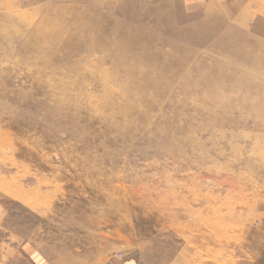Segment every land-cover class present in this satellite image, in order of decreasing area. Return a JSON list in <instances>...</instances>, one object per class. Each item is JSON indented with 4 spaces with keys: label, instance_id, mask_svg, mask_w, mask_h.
Masks as SVG:
<instances>
[{
    "label": "rangeland",
    "instance_id": "obj_1",
    "mask_svg": "<svg viewBox=\"0 0 264 264\" xmlns=\"http://www.w3.org/2000/svg\"><path fill=\"white\" fill-rule=\"evenodd\" d=\"M83 1L73 0L84 9L73 32L53 37L56 20L39 25L53 0H0V264H264V103L245 86L246 101L226 102L240 90L234 77L220 101L200 106L190 97L180 138L157 145L160 110L136 95V82L113 83L136 60L117 49L90 52L95 45L74 37L89 36L92 8L94 26L113 39L124 27L152 47L132 59L187 73L207 51L208 66L223 63L222 47L235 39L225 22L249 0ZM204 16L216 30L197 47L189 40L201 42ZM245 31L264 37L255 4ZM216 106L228 111L199 115ZM183 155L193 158L179 162ZM200 210L229 226L201 243Z\"/></svg>",
    "mask_w": 264,
    "mask_h": 264
},
{
    "label": "bare ground",
    "instance_id": "obj_2",
    "mask_svg": "<svg viewBox=\"0 0 264 264\" xmlns=\"http://www.w3.org/2000/svg\"><path fill=\"white\" fill-rule=\"evenodd\" d=\"M53 2V5L47 12V17L41 18L39 20V25L44 26L48 22L56 20L59 26L53 29V37H56L58 33L63 37L73 32L74 23L76 22L78 16L76 15V12L80 11L79 8L82 7L78 6L79 8H75L73 0H53ZM83 2H87L89 5L96 8V6H104L106 0H84ZM251 4H255L257 6V12L264 16V0H249L234 21L229 20L225 22V27H230L227 33L234 35L235 39L233 40V44L222 47V54L224 56L223 63H213L211 66H208L207 61L211 56H213V53L207 51L203 56L205 63L201 62L199 66L196 65L193 67L191 72L187 71V73H182L180 68L176 67L179 70L176 71L175 74L166 75L165 69L168 66L161 65L159 61L149 63L147 61L143 62L138 59H132L136 56L135 54L138 53L136 52L138 49H140L143 54H147L151 53L150 50L152 47L148 44L145 45V47L140 46V41L143 37L141 35L130 37L137 33L130 35L128 30L124 33L122 32L125 31L124 27L117 29L120 34L119 39H113V34L107 30L103 31L99 26H94L95 21L93 20H98V18L95 14L96 10L92 8L88 9L89 13H91L89 18L92 20L86 22V26L89 29V36H82L77 33L74 37L76 39L77 46H81L86 42L88 48L91 49L95 45L90 52L95 49H99L104 55H107L111 51L117 49L118 53L122 51V54L126 56L125 58L127 60H136V63L131 65L129 70L120 77H118L114 72L113 83L120 84L122 86H128L132 82H136L138 84L136 95L142 94V96L147 99L149 103L160 110L161 122L155 126L152 132L156 138V144L161 145L168 143L169 145H172L182 135L185 125V111L183 106L190 101V97L193 95L197 98L200 106L220 101L222 96L220 93H231L234 91V88H231L229 84H227V81L233 80L234 77H237L235 84L237 88L240 89L237 92L240 97L236 96L237 93L235 95H227L225 99L226 102L230 100H236L238 102L246 101L247 94L244 90H242L245 86L249 87V95H254L257 100L264 103V85L261 86L253 81V79H258L262 84H264V37H256L248 31H245L247 30V23L250 17ZM82 10L84 11L83 8ZM42 11H44V6L37 7L36 12H33L34 14L32 15V19L36 20L38 18L36 14H39ZM122 11L125 14L124 8ZM55 15H59V20L55 18ZM173 15L179 17L180 19V15L178 16V14H175V11H173ZM99 19H102L103 22L104 17ZM21 20L28 21L29 17L27 15L21 16ZM208 20L209 18L205 16L200 18V22L202 23L201 42L189 40V43L197 47L202 46L205 44L206 38L215 33V28L207 26ZM171 21H175V19H172ZM188 21H190V19H188ZM191 26L192 25H188V28ZM81 28L82 25L79 24L77 25L76 30L79 31ZM181 32V29L177 30V34L179 35L177 36V39L179 41L184 40ZM91 35H93V37ZM117 36L118 34H116V37ZM124 41L129 42V44L121 45ZM99 42L104 44L103 47L100 48L97 46ZM124 48L126 49L122 50ZM115 60L116 59H114V61ZM232 61L237 63L236 67L232 68ZM159 69L162 70L160 71ZM126 94H129V92ZM170 97H174V99L170 101ZM227 111L228 110H225L220 106H216L215 109L207 110L199 107L200 116L207 114V116L210 117ZM190 158L193 157H186L183 155L180 157L179 162L187 161ZM18 191L19 190H17V192ZM24 193L25 192H22V195H25ZM206 213L201 210L193 212L197 226L199 228L202 226V231L198 232L199 241L201 243L202 241L200 236L205 240L206 237L212 239V231L215 228H218L217 230L220 233L222 230L227 229V226H229H223V222L221 223L223 220L219 219V213L217 211L214 210L213 214L210 216ZM224 223L226 224L225 221ZM231 225H233V223H231ZM195 230L199 231L197 228H195ZM224 232L225 234L227 233V231ZM234 235L227 234L224 239H237ZM68 261L70 262L71 259ZM200 264H205L203 259H201Z\"/></svg>",
    "mask_w": 264,
    "mask_h": 264
}]
</instances>
